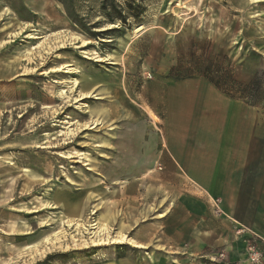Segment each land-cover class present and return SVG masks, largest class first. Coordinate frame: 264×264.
<instances>
[{"label":"rangeland","instance_id":"374dc122","mask_svg":"<svg viewBox=\"0 0 264 264\" xmlns=\"http://www.w3.org/2000/svg\"><path fill=\"white\" fill-rule=\"evenodd\" d=\"M195 78L264 122V2L0 0V264H252L264 187L245 228L169 155ZM119 232L146 248L95 246Z\"/></svg>","mask_w":264,"mask_h":264},{"label":"crops","instance_id":"0c3cea01","mask_svg":"<svg viewBox=\"0 0 264 264\" xmlns=\"http://www.w3.org/2000/svg\"><path fill=\"white\" fill-rule=\"evenodd\" d=\"M245 4L257 2L245 0ZM165 103L168 151L178 170L211 196L225 202L230 219L242 222L245 228L255 226L246 223L250 220L246 207L249 204L255 215L256 206L263 201L256 192H250L264 187V149L249 148L256 131L259 139L264 134V122L261 124L256 109L229 98L204 78L168 84ZM140 137L145 138L144 134ZM119 164L116 162L117 167ZM249 196L256 200L247 201ZM30 234L27 230L21 236ZM119 264L133 263L120 261Z\"/></svg>","mask_w":264,"mask_h":264},{"label":"bare ground","instance_id":"6f19581e","mask_svg":"<svg viewBox=\"0 0 264 264\" xmlns=\"http://www.w3.org/2000/svg\"><path fill=\"white\" fill-rule=\"evenodd\" d=\"M253 1H254V3H256V2L258 3V0H253ZM86 44H89V41H85L84 42V45H86ZM100 61H103V60L99 57V59H97V62H100ZM57 71H59V70H57ZM82 96H83V99H88V98H91L92 95H91V93H84ZM163 216L164 215H160V217H163ZM107 225H105V226H107ZM105 230H107V227H105ZM109 239H111L110 240V245L131 244V245H133L137 249H144V248H146L143 244L135 243L132 239H129L126 235L121 234L120 232L117 233V236L109 237L107 240L104 239V241L101 240V243L95 244V246H100V245H103V244H108L107 241Z\"/></svg>","mask_w":264,"mask_h":264},{"label":"built area","instance_id":"2783aa9c","mask_svg":"<svg viewBox=\"0 0 264 264\" xmlns=\"http://www.w3.org/2000/svg\"><path fill=\"white\" fill-rule=\"evenodd\" d=\"M260 244L249 245L247 248L248 261L252 264H264V239L259 237Z\"/></svg>","mask_w":264,"mask_h":264}]
</instances>
